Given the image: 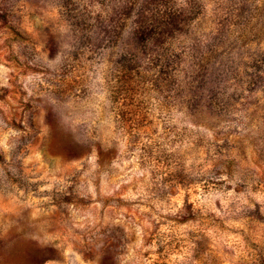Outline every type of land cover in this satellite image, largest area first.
Listing matches in <instances>:
<instances>
[{
  "label": "rangeland",
  "instance_id": "1",
  "mask_svg": "<svg viewBox=\"0 0 264 264\" xmlns=\"http://www.w3.org/2000/svg\"><path fill=\"white\" fill-rule=\"evenodd\" d=\"M0 264H264V0H0Z\"/></svg>",
  "mask_w": 264,
  "mask_h": 264
}]
</instances>
